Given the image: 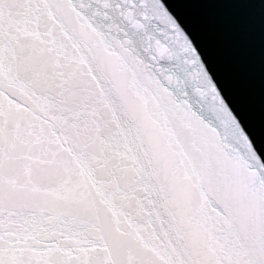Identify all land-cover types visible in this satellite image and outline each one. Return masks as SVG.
<instances>
[{
    "label": "snow or ice",
    "instance_id": "obj_1",
    "mask_svg": "<svg viewBox=\"0 0 264 264\" xmlns=\"http://www.w3.org/2000/svg\"><path fill=\"white\" fill-rule=\"evenodd\" d=\"M0 264H264V160L162 0H0Z\"/></svg>",
    "mask_w": 264,
    "mask_h": 264
},
{
    "label": "water",
    "instance_id": "obj_2",
    "mask_svg": "<svg viewBox=\"0 0 264 264\" xmlns=\"http://www.w3.org/2000/svg\"><path fill=\"white\" fill-rule=\"evenodd\" d=\"M264 160V0H162Z\"/></svg>",
    "mask_w": 264,
    "mask_h": 264
}]
</instances>
